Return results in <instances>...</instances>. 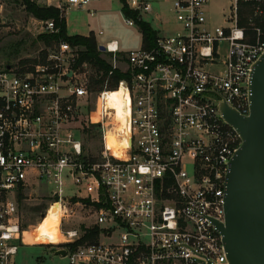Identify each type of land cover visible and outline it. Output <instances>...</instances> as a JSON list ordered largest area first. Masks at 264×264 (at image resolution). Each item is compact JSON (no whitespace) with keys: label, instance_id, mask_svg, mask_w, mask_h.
<instances>
[{"label":"built area","instance_id":"2783aa9c","mask_svg":"<svg viewBox=\"0 0 264 264\" xmlns=\"http://www.w3.org/2000/svg\"><path fill=\"white\" fill-rule=\"evenodd\" d=\"M31 1L66 19L72 10L94 15L90 7L107 0ZM155 1L171 5L180 30L157 31L150 49L124 53L118 40L99 45L113 71L127 76L115 89L124 97L123 123L108 85L92 98L87 81H78V49L68 43L28 69H0V264H15L27 244L21 202L38 186L49 190L46 213L58 204L65 220L73 202L92 217L61 232L56 250H65L70 264L227 263L215 221L225 223L226 178L242 139L220 105L250 113V77L264 53V0H233L223 15L227 26L210 25L211 0H118L125 23L138 27L126 8L165 25ZM241 6L252 12L247 27ZM37 21L46 34L55 32L54 20ZM90 102L87 128L100 132L95 156L81 122ZM92 229L96 241L71 247Z\"/></svg>","mask_w":264,"mask_h":264},{"label":"rangeland","instance_id":"374dc122","mask_svg":"<svg viewBox=\"0 0 264 264\" xmlns=\"http://www.w3.org/2000/svg\"><path fill=\"white\" fill-rule=\"evenodd\" d=\"M2 10L0 11V69L5 67L28 69L34 64L30 63L41 57L43 51H48L47 48L38 37L41 34H46L42 25L25 10L20 0H0ZM233 0H211L207 6L208 19L211 26H227L224 16L231 14ZM159 1L153 3L155 12L163 16L164 30L169 34L174 33L181 27L176 23L172 15V7L169 3L165 4ZM118 0H113L112 3L104 4L96 10L97 16L92 15L87 10H72L67 15V25L70 34H85L90 31L96 33L101 30L103 36L99 37L101 43H106L111 40H118L121 44V49L124 53L140 48L141 32L137 27L128 26L119 10ZM93 9V6L90 7ZM165 32V34H167ZM97 41L98 45H102ZM82 51V48H77ZM74 49V51H77ZM227 50L226 44H222L220 51L225 54ZM122 53L121 55H125ZM77 57V56H76ZM109 64H111V55L102 54L101 56ZM27 63H24L26 62ZM67 67V65H66ZM78 81L89 82L90 76L95 75L90 66L79 70ZM84 74V75H83ZM92 98L95 96L92 90ZM91 102L89 109L85 105L82 107V126L86 129L84 132V141L87 145L90 155H97L100 152V132L96 127L87 128L89 116L93 113L91 110ZM71 182L67 181L64 189L65 195H70L74 191ZM49 190L45 187H33L28 189L27 195L21 202V213L23 217V227L26 233V245L20 248L19 256L15 259V264H70L69 257L57 255V248L60 247V242L57 237L50 231L56 233L58 231L57 222L60 220V206L54 205L51 208L47 220V228H44V219L46 211L49 207L51 199L49 198ZM92 217L76 203L71 202L69 205V216L61 221V232H66L70 229H79L83 223H91ZM38 226V227H37ZM36 227L39 230V235L36 233Z\"/></svg>","mask_w":264,"mask_h":264},{"label":"water","instance_id":"95a60500","mask_svg":"<svg viewBox=\"0 0 264 264\" xmlns=\"http://www.w3.org/2000/svg\"><path fill=\"white\" fill-rule=\"evenodd\" d=\"M249 88L248 116L220 105L225 121L242 139L226 178L225 223L215 221L226 264H264V53L253 66ZM56 254L65 256L66 251Z\"/></svg>","mask_w":264,"mask_h":264},{"label":"trees","instance_id":"16d2710c","mask_svg":"<svg viewBox=\"0 0 264 264\" xmlns=\"http://www.w3.org/2000/svg\"><path fill=\"white\" fill-rule=\"evenodd\" d=\"M20 1L25 7L26 12L35 19L42 21H55V32L49 34H41L38 37V39L47 48L54 49L58 47L61 42H65L71 45L73 48L77 47L83 49L82 51H78V58L76 62L73 63V68L77 70V72L79 70H83V68H86L87 66H90L93 69L95 75L90 76L89 82H87L91 90L98 91L104 88L105 85H108L109 89L116 91L115 89L118 83L127 76L120 73L118 70L113 71L112 66L101 57L103 53L99 51V45L94 34H91L89 36H71L68 34L66 19H61L60 14L56 9L40 7L31 0ZM123 12L126 16L131 17L136 21L137 26L143 36V47L145 49L152 48L157 39V31H155L149 23L138 20L136 14L129 11L128 9L125 8ZM251 13L252 12L250 9L241 6V8L239 9L241 26H248V18ZM46 53L47 50L43 51L39 59L33 60L30 63L35 65L38 62L43 61L47 55ZM24 63H27V61ZM84 65H86V67H83ZM97 237V229L88 230L85 238L77 241L75 244L71 245V247L76 248L77 246L85 242L96 241Z\"/></svg>","mask_w":264,"mask_h":264},{"label":"bare ground","instance_id":"6f19581e","mask_svg":"<svg viewBox=\"0 0 264 264\" xmlns=\"http://www.w3.org/2000/svg\"><path fill=\"white\" fill-rule=\"evenodd\" d=\"M111 92H112V94H111V98H110V104L115 109H117L118 117L121 120V122L123 123V121H124V114H125L123 94L119 90L111 91ZM116 145L117 144H116V141L114 139H112V138L109 139V146H110V148H116ZM56 205H58V204H56ZM49 213H50V211L47 212L46 215L43 217L44 218V224H43L44 228H47V223H48L47 220H48V217H49ZM61 220H62V218L60 217V220L57 222V224H58V226H57L58 227V231L56 233H53V232H50V231H44V232H47V233H51L54 237H57L58 240H59V242H60V237H61V229H60ZM37 227H36V233H37V235H39V230H38Z\"/></svg>","mask_w":264,"mask_h":264},{"label":"crops","instance_id":"0c3cea01","mask_svg":"<svg viewBox=\"0 0 264 264\" xmlns=\"http://www.w3.org/2000/svg\"><path fill=\"white\" fill-rule=\"evenodd\" d=\"M113 2V0H107V1H103V2H100V3H96L95 5H93V9H94V11H95V13H96V10L95 9H99L100 8V6L102 7L104 4H107V3H112ZM119 10H120V13H121V16L123 17V14H122V11H121V5L119 4ZM70 13V12H69ZM95 16H97V14H94ZM173 15V14H172ZM148 18V20H150V22H151V26H152V28L154 29V30H156V31H160V30H164V25H162L160 22H159V20L157 19V17H147ZM174 18V17H173ZM123 19H124V17H123ZM66 21H67V17H66ZM138 28V27H137ZM67 29H68V25H67ZM139 29V28H138ZM139 31H140V29H139ZM100 32H103L102 30L100 31ZM100 32H98V33H96L95 31H90V32H88V33H85V34H70L69 33V30H68V34L69 35H71V36H74V35H82V36H89V35H91V34H94V36L96 37V40L98 41V42H100L99 41V37L100 36H103L104 35V32H103V35H100L99 33ZM141 32V31H140ZM101 43V42H100ZM142 43H143V36H142V33H141V43H140V47L142 46ZM101 44H104V43H101ZM20 252V251H19ZM18 256H19V253H18V255H17V257H16V259L18 258Z\"/></svg>","mask_w":264,"mask_h":264}]
</instances>
